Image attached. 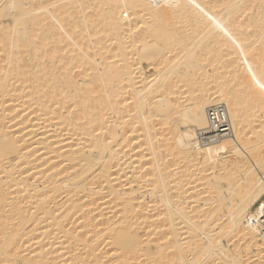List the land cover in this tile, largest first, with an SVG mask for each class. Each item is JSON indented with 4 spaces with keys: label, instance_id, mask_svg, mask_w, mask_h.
Returning a JSON list of instances; mask_svg holds the SVG:
<instances>
[{
    "label": "bare ground",
    "instance_id": "1",
    "mask_svg": "<svg viewBox=\"0 0 264 264\" xmlns=\"http://www.w3.org/2000/svg\"><path fill=\"white\" fill-rule=\"evenodd\" d=\"M257 81L264 0H0V264H264Z\"/></svg>",
    "mask_w": 264,
    "mask_h": 264
},
{
    "label": "built area",
    "instance_id": "2",
    "mask_svg": "<svg viewBox=\"0 0 264 264\" xmlns=\"http://www.w3.org/2000/svg\"><path fill=\"white\" fill-rule=\"evenodd\" d=\"M210 130L202 137L204 139H215L227 136L232 131V123L227 107L224 104H217L209 108Z\"/></svg>",
    "mask_w": 264,
    "mask_h": 264
},
{
    "label": "snow or ice",
    "instance_id": "3",
    "mask_svg": "<svg viewBox=\"0 0 264 264\" xmlns=\"http://www.w3.org/2000/svg\"><path fill=\"white\" fill-rule=\"evenodd\" d=\"M197 7H199L197 5ZM251 71V69H249ZM253 79H255V75L253 76ZM257 83H259V87L261 88V90H264V83H260L259 81H257ZM264 199V179L261 180L260 182V191L256 194L253 195V199ZM260 211L261 214H264V204L260 205Z\"/></svg>",
    "mask_w": 264,
    "mask_h": 264
}]
</instances>
